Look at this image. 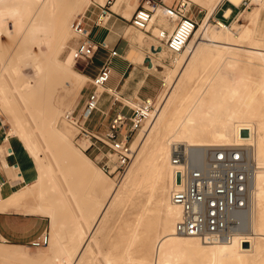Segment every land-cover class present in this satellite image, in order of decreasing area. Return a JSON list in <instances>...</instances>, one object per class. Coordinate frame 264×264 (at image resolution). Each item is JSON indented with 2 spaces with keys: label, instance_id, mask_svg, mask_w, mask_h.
Returning a JSON list of instances; mask_svg holds the SVG:
<instances>
[{
  "label": "bare ground",
  "instance_id": "1",
  "mask_svg": "<svg viewBox=\"0 0 264 264\" xmlns=\"http://www.w3.org/2000/svg\"><path fill=\"white\" fill-rule=\"evenodd\" d=\"M121 1L117 0L115 8ZM190 1L204 6L206 12L183 50L177 54L178 58H174L176 68L163 73L170 86L164 95L158 97L157 114L147 126L137 147L135 162L133 161L135 170L129 172L124 186L104 187V200L99 214L94 216L87 230L81 226L73 230L83 244L82 250L88 251L93 264L98 259L93 257L94 252L89 244L92 225L96 220L101 221L110 207L123 198L125 203L128 202L138 192H144L146 200L135 215L134 221L126 222L125 248L122 252L111 254V264H264V76L259 85L253 86L251 75L245 71H235V64L239 61L237 58L225 64L220 63L226 46L219 48L217 45L221 41L237 44L248 42L247 49L240 50L237 47V53L244 51L246 57L245 61H240L251 63L250 59L254 58L264 72V41L254 39L255 31L251 27L241 28L236 24L227 27L220 21L211 25L209 19L221 0ZM227 1L233 6H238L242 0ZM254 1L264 6V0ZM83 2L89 3L90 0H0L1 47H5V41L9 40L8 28L17 27L14 28L17 30L16 41H9L13 44V49L8 58L0 63V115L9 120L16 137L30 154L33 153L37 171L35 183L11 196L0 197V210L16 207L26 193L31 194L35 185L40 188L43 181L47 183L46 191L52 192L60 205H67L54 179L52 168L43 163L38 150L35 149L33 127L40 137L56 141L54 144L61 145L69 140L67 129L52 128L50 125L59 113L54 104L57 87L69 86L70 89L79 90L84 83L85 77L79 74L73 77L69 68L59 59L67 17ZM136 7L134 5L133 8ZM230 13V8L225 10L226 17ZM11 15L13 19L8 18ZM257 15V9L249 13L253 24ZM153 16L150 23L154 20ZM72 20L73 18L69 21V29ZM151 25H148L149 28ZM193 42L203 44V48L196 50L191 56ZM161 48V45L154 48L155 53L159 52L161 55ZM200 52L205 61H209L210 67L213 66L214 73L211 77L204 78L206 82L199 88L201 90L198 94L185 93L188 82L195 74V62ZM152 114L150 113L151 117ZM27 119L34 125L31 126ZM242 130L248 134L241 136ZM8 137L9 133L7 139ZM249 145L254 147L259 170L250 188V204L240 220L241 232L237 237L244 243L240 245L236 238L230 243L206 244L195 237L176 234L174 227L180 217V208L169 200L174 173L179 170V166L172 161L173 155L191 154L205 149L200 147ZM87 146L86 137L82 139L80 147L85 149ZM194 148L196 149L191 150ZM77 152L81 160L74 162L73 166L81 174L88 176L91 161L82 151ZM63 155L71 159L72 154L63 148ZM89 180L99 189L103 188L102 184L107 183L93 178ZM167 187L166 200L163 196ZM40 195L42 197V192ZM152 200L156 210L161 206L164 208V219L160 225L161 235L155 238L148 232L154 224L150 219L153 211L149 208ZM36 211L48 214L53 222L57 220L55 210L46 204ZM75 223L79 224L77 221ZM58 247L63 250L64 244L58 243ZM81 251H63L55 254L62 253L68 264H78L83 253ZM18 255L19 249L0 247V260H20L32 264L44 261L35 256Z\"/></svg>",
  "mask_w": 264,
  "mask_h": 264
},
{
  "label": "built area",
  "instance_id": "2",
  "mask_svg": "<svg viewBox=\"0 0 264 264\" xmlns=\"http://www.w3.org/2000/svg\"><path fill=\"white\" fill-rule=\"evenodd\" d=\"M138 1L130 18V26L162 43L172 55L179 54L198 26V22L190 15L191 4L186 0L171 5L163 0ZM112 2L106 0L101 5L93 0L90 10L75 16L71 21L73 46L69 48V53L74 64L90 61L99 48L106 50L108 55L96 76L90 80L92 90L82 106L79 110L74 108L65 112L62 120L75 129L79 136L94 139L107 149L98 162L100 169L105 175L120 179L126 174L133 158L131 138L150 116L154 102L150 99L141 101L132 108L130 116L118 112L101 136L93 134L86 127L90 116L100 111L99 101L110 77L111 59L117 56L116 50L108 49L104 41L96 44L89 38V27H102L107 23L112 13ZM157 10L162 18L171 23L170 31L157 26L159 32L153 34L149 28ZM172 158L173 163L179 166L169 193L170 202L180 208L175 233L183 237H195L206 244L230 243L238 239L240 220L250 204V188L259 170L254 147H210L191 154L176 153ZM3 185L0 183V192ZM49 241L50 236L46 233L32 240L29 246L46 247ZM238 242L240 245L244 243L242 239H238Z\"/></svg>",
  "mask_w": 264,
  "mask_h": 264
},
{
  "label": "rangeland",
  "instance_id": "3",
  "mask_svg": "<svg viewBox=\"0 0 264 264\" xmlns=\"http://www.w3.org/2000/svg\"><path fill=\"white\" fill-rule=\"evenodd\" d=\"M104 1L105 0H96L95 2L103 3ZM114 1L115 0H113V2ZM153 1H157V0H153ZM163 1H166L168 5H171V4H176V2L180 0H163ZM186 1L191 4L190 15L193 16V18H195V20L198 22V25H199L203 15L206 12V9H204V6L203 7L198 6L190 0H186ZM92 2L93 0H90L89 3L88 2L81 3L80 6L72 10L69 16L67 17L68 22L66 21V25H65L66 30H65L64 38H63V48L61 49V52L59 54V59L64 65H66L69 68L73 77H76V75L80 73L79 68L83 67V64L82 63L74 64V62L71 60V57H70L69 48L73 46L72 44L73 36H72V33L70 32V29L68 28L69 21L71 18L74 19L75 16L81 15L85 11L90 10L92 7L91 6ZM139 2L140 1L136 3V0H131V3H132L131 8L130 7L128 8V11L131 13L128 16H126L124 13L123 15H125V17L130 19L135 9L133 8L134 5L136 7L137 4H139ZM228 8L231 9V13L228 17H225L224 11ZM256 9L258 11V15H257V19L255 20V24H253L250 20L249 13H252ZM158 16H160V12L157 10L153 16L154 20L152 21V23L158 18ZM8 18L13 19V16L11 15ZM160 20L164 21V18ZM217 21L224 23L227 27H232L231 25L238 24L239 26H241V28L251 27L254 29V31L256 28V31L258 33V39H262L264 41V6H261L260 3H257L254 0H242L238 6L231 5L227 0H221L220 3H218L213 14L211 15L209 19V23L211 25H216ZM154 24L156 23L154 22ZM129 26H130V23H129ZM15 27L16 26H10L8 28L7 39L9 38V40L5 41V39L3 38L5 41V47L0 46V63H2V61L8 58L9 54L11 53L13 49V44H10L9 41L11 43H14L16 41L15 34L17 30L14 29ZM13 29H14V32H13ZM151 29H153V27ZM152 31H153V34H157L156 30H152ZM129 32L131 33L130 36H132L135 41L137 39L138 41L137 43L139 44L146 43V45H149V44H152L153 46L161 45V47H163V49H161L162 54L157 58L156 61L159 65L162 66V67H159V70L162 71V79L165 84L164 86L161 87V92H160L159 97L161 95H164L170 86V82L167 79H165V76L163 73L165 71H172L176 68V63L174 62V58H178L176 57L177 55L174 56L171 53H169L162 43L157 42L154 38L149 37L148 34H145L144 32L135 30L132 27H129ZM94 36H98L97 31L94 32ZM241 44L243 46L244 45L249 46L248 42H244ZM235 57L238 60L239 59L244 60V61L246 60L244 51H242V57H240L238 54H236ZM250 61L251 63H245V62L238 61L235 64L234 69L237 71H240V70L245 71L246 74L251 75L252 82H254L253 86H256L255 84L259 85L262 82V77L264 76V72L262 68L257 65L258 62L256 59L251 58ZM212 67L213 66L210 67L209 64H204L203 67L200 66L199 68H196L195 70L196 72L194 71L195 74L193 75V78L187 84L185 93L188 92L190 94H194V93L198 94L201 90V89L199 90V88L202 85H204L206 82L204 78L211 77L213 75L214 71ZM80 90L81 88L79 90H76L75 88L70 89L69 86L65 88L57 87L56 89L57 97L54 98V104L57 107L59 113L57 117L53 120L52 125H50V127L67 129L69 133V140L66 143H63L61 145L54 144L56 143V141H53V139L48 140V139L40 137L36 129L33 127V132H34L33 139H34L35 149L38 150V154L42 158L43 163L45 165H49L52 168L54 179L59 185L63 193V196L65 197V201L67 203L66 206L60 205L56 201L55 195L52 192L46 191L47 183L44 181L43 186H42V191H41L42 197L44 199L43 204L44 205L46 204L55 210L58 223L61 224L60 228L62 227L61 228L62 231L60 233V237L62 241H58L55 243V241L52 240L49 246L40 247V248H34V247H31L30 249L29 248L27 249L13 248V249H19L18 256L25 254L28 256H35V257L44 259V261L40 264H68L67 258H65V256L62 253L55 254V252H63V251L69 252L73 250L80 252L82 250L83 244L77 239L76 233H74L73 230H75L76 227H80V226L83 227L85 230H87L89 226L92 224L93 218L94 216L99 214L98 211L104 200L103 199L104 189H105L104 187L115 186V185H121L122 187L125 185V181L127 180L126 177H128L129 172L133 169L135 170L134 158L137 153V149H138L137 147L141 141L143 134L145 133V130L147 129V126L151 123V121H153L155 114H157L156 110H158V107H159L158 99L154 100L153 101L154 107L152 108V111L150 112L151 114L153 113L152 117L149 116L147 120H145V122L143 123L141 129L133 134L131 141H130L132 144V149L134 151L133 158H132L129 168L126 171V174L122 178L118 179V178H114V176L109 177L105 175L100 169V164L97 163L96 161L91 162V166H89L90 174L86 176V175L81 174L79 171H77L73 166L74 162L76 161L80 162L81 160L80 156H78L77 154L78 153L77 151L80 150L83 152V150L80 148V143L82 142V139L86 137L79 136L75 129H73L67 123L62 121V115L65 112H69L70 110H73L77 106V103L80 99V94H79ZM130 105L132 107H135V104L133 103ZM27 120L29 121V119ZM29 122L31 126L34 125L31 121ZM1 133L4 138L9 133L10 137H15L19 140V138L16 137L9 120L3 117L2 115H0V134ZM39 137L41 139H39ZM63 148H65V150H67L69 153L72 154L71 159L63 155ZM200 148L208 149L210 147H200ZM195 149L196 148L191 149V150H195ZM27 153L31 156L33 161H35L36 163V159H34L35 157L33 153L30 154V152L28 151ZM83 153L86 156L88 155L85 152ZM106 153H107V150L104 151V154ZM89 178L99 180L102 183L103 181H107V183L102 184L103 188L99 189L95 184H92L90 182ZM163 197L167 200L168 187L166 188V191ZM145 200H146V194L144 192H141V193L138 192L136 195L134 194L133 197L130 198L129 201L126 203H125V198H123L115 206L110 207L107 210V212L103 215L100 223L104 219H106L103 222L104 226L107 227L106 234L101 235V232L99 229L93 237V246H91V237H90V242H89L91 251L93 250L92 252H94L93 257L98 259L97 260L98 264L99 263L100 264H105V263L111 264L110 263V260L112 259L111 254L114 252H122L124 250L125 248V224L126 222L134 221L135 215L140 210ZM131 201L133 203H131ZM149 208L153 211V213L150 216V219L152 222H154V224L151 225L148 232H149V235H151V237L155 238L156 236L158 237L161 235L160 225H161V221L164 219V208L163 206H161V207H158V210H156L157 207L154 204L153 200L149 204ZM83 212L84 214L82 215L81 213ZM74 218L77 220H75ZM75 221H77L79 224H76ZM92 228H93V225H92ZM58 243L64 244L63 250H61L58 247ZM2 248H5V247H2ZM81 252L83 253L80 257L78 264H93L90 255L87 253L88 251L84 249ZM97 261L95 264H97ZM0 264H32V263L21 262L20 260L8 261V260L1 259Z\"/></svg>",
  "mask_w": 264,
  "mask_h": 264
},
{
  "label": "crops",
  "instance_id": "4",
  "mask_svg": "<svg viewBox=\"0 0 264 264\" xmlns=\"http://www.w3.org/2000/svg\"><path fill=\"white\" fill-rule=\"evenodd\" d=\"M116 2L117 0H115L113 6H111L110 9L112 13L104 26L89 27V38L94 43L99 44L104 41L108 45V49H115L117 52V56L111 59L110 77L100 97V111L94 112L86 121L87 129L97 136H101L105 133L111 119L118 112L130 116L132 108H134L130 104L133 103L137 106L145 99L157 100L161 92L163 81L162 71L159 70V67L162 66L156 61L160 56L159 52L155 53L151 51V48H156L160 45L153 46L152 44L146 45V43H137V39L135 41L133 37L130 36V19L125 17V15L128 16L131 13L128 11V8H131V0H122L115 8ZM164 2L166 3V1ZM97 3L102 4L100 2ZM123 13L125 15H123ZM160 19H162L161 16H158L154 21L156 24H154V22L152 23V25H154H151L150 28L153 27L151 31H158L159 28H157V26L170 31L172 28L171 23L165 19L164 21ZM236 25L239 26L238 24ZM96 31L98 32V36H94V32ZM254 39H258L256 28ZM223 42L224 41L217 43L219 48L226 46L227 52L225 51L224 57L221 58L220 62L222 64L233 61L234 58H236V54L242 57V52L237 53L238 48L244 50L249 47L233 42ZM202 48L203 44H195L193 42L191 46L192 50H190L191 56L196 50ZM161 49H163V47ZM107 55L108 52L106 50L99 48L90 61L78 62V64H83V67L79 68V74L85 77V80L79 92L80 99L75 107L76 110H79L87 94L92 90L89 82L96 76L100 66L106 60ZM146 58H149L150 65L145 62ZM206 63L209 64V61H205V58L201 56L200 52L195 65L199 68ZM88 140V146L85 149L80 148L86 150L85 153L88 154L87 156L91 162L96 161L98 163L105 155L104 151L107 149L94 139ZM98 149H100V151ZM36 179V163L27 153L22 143L15 137H8L7 139L6 136L4 138L1 133L0 183H4V185L1 188L0 197L5 198L11 196L24 187L35 183ZM43 183L44 181L40 184V188H38V185H35L31 194L26 193V196L21 199L17 205L18 207L16 206L17 208L11 207L7 210H0L1 247L30 249L29 243L46 233L50 236V242L52 240L55 241V243L62 241L60 237L62 231L60 228L61 224L58 223V220L53 222L48 214L36 211L43 205V198L40 195ZM105 220L106 219L100 223L99 219L95 222L96 225H93L90 234L91 246H93V237L99 229L101 235L106 234L107 227L103 224Z\"/></svg>",
  "mask_w": 264,
  "mask_h": 264
},
{
  "label": "water",
  "instance_id": "5",
  "mask_svg": "<svg viewBox=\"0 0 264 264\" xmlns=\"http://www.w3.org/2000/svg\"><path fill=\"white\" fill-rule=\"evenodd\" d=\"M151 51H152V52H155L154 48H151ZM145 62H147V63L150 65L149 58H146ZM240 134H241V136H246L248 133H247L245 130H242V131L240 132ZM244 245H246V244H244Z\"/></svg>",
  "mask_w": 264,
  "mask_h": 264
}]
</instances>
